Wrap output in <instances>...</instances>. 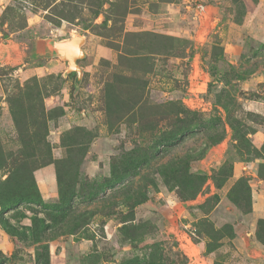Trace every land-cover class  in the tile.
<instances>
[{
	"label": "rangeland",
	"instance_id": "1",
	"mask_svg": "<svg viewBox=\"0 0 264 264\" xmlns=\"http://www.w3.org/2000/svg\"><path fill=\"white\" fill-rule=\"evenodd\" d=\"M190 1L0 0V264H264V0Z\"/></svg>",
	"mask_w": 264,
	"mask_h": 264
},
{
	"label": "water",
	"instance_id": "2",
	"mask_svg": "<svg viewBox=\"0 0 264 264\" xmlns=\"http://www.w3.org/2000/svg\"><path fill=\"white\" fill-rule=\"evenodd\" d=\"M84 43L85 41L81 37H73L65 41L45 40L40 46L46 56L58 57L68 63V72L76 73L77 79L80 80L82 71L78 62L85 57L83 51Z\"/></svg>",
	"mask_w": 264,
	"mask_h": 264
},
{
	"label": "crops",
	"instance_id": "3",
	"mask_svg": "<svg viewBox=\"0 0 264 264\" xmlns=\"http://www.w3.org/2000/svg\"><path fill=\"white\" fill-rule=\"evenodd\" d=\"M190 2H193L194 5L188 6V9L194 11L193 9L195 8L193 14L195 15V20L198 23V30L195 32V35L190 38L200 44L206 43L207 40H209L210 35L216 32L218 26L222 24L224 17L219 12L220 8L212 5L196 6L198 4L196 0H192ZM251 19L252 18L248 16L246 18V23H248ZM250 26H252V28H256L257 25L254 23ZM220 36L223 37V35Z\"/></svg>",
	"mask_w": 264,
	"mask_h": 264
},
{
	"label": "bare ground",
	"instance_id": "4",
	"mask_svg": "<svg viewBox=\"0 0 264 264\" xmlns=\"http://www.w3.org/2000/svg\"><path fill=\"white\" fill-rule=\"evenodd\" d=\"M40 50H41V51H43V49H42V47H41V46H40ZM44 51H45V49H44Z\"/></svg>",
	"mask_w": 264,
	"mask_h": 264
}]
</instances>
